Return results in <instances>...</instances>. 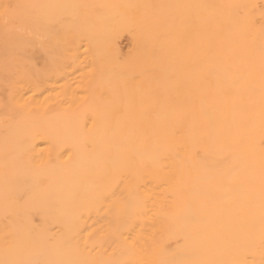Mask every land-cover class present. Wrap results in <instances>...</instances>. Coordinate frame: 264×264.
<instances>
[{
    "label": "bare ground",
    "instance_id": "obj_1",
    "mask_svg": "<svg viewBox=\"0 0 264 264\" xmlns=\"http://www.w3.org/2000/svg\"><path fill=\"white\" fill-rule=\"evenodd\" d=\"M0 264H264V0H0Z\"/></svg>",
    "mask_w": 264,
    "mask_h": 264
},
{
    "label": "rangeland",
    "instance_id": "obj_2",
    "mask_svg": "<svg viewBox=\"0 0 264 264\" xmlns=\"http://www.w3.org/2000/svg\"><path fill=\"white\" fill-rule=\"evenodd\" d=\"M177 13H179V17H180V12H179V7H178V11ZM53 26V24H52ZM53 27H56V26H53ZM52 29V28H51ZM55 29H53V32L52 34L54 35V33H58V31H54ZM57 35V34H56ZM55 36V35H54ZM128 35L126 33H123V35L119 38V44L120 46L122 47V50L124 52H127L129 49H130V41L128 39ZM37 42V47H36V53H35V56H34V62H35V66L37 67L38 70H40L43 66H44V63H45V52H44V49L42 47V45L38 42ZM40 46V47H39ZM42 50V51H41ZM41 56V57H40ZM37 57V58H36ZM40 66V67H39ZM36 70V72L38 71ZM37 76V75H36ZM40 77H36V82L37 84L41 87H44V81L42 78ZM42 89V88H41ZM44 89V88H43Z\"/></svg>",
    "mask_w": 264,
    "mask_h": 264
}]
</instances>
